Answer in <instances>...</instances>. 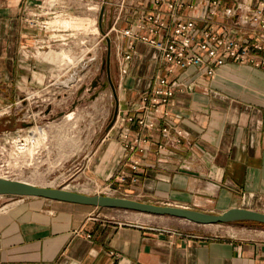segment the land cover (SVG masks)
<instances>
[{"label":"crops","instance_id":"obj_1","mask_svg":"<svg viewBox=\"0 0 264 264\" xmlns=\"http://www.w3.org/2000/svg\"><path fill=\"white\" fill-rule=\"evenodd\" d=\"M27 1L0 0V107L15 100V86L25 80L35 86L34 73L50 70L48 62L35 61L34 55L23 57L25 50L30 53L50 37L23 21ZM180 1L184 8L170 17L169 10L154 6L153 0H129L130 12L117 28H132L137 15L146 13H160L171 26L196 18L198 35L219 33L235 22L222 15L202 16L207 7L198 5L201 0ZM220 1L222 8H233L257 6L262 0ZM135 10L138 14L131 12ZM113 25L114 112L125 113L158 75L165 74L166 65L158 50L141 42L129 52L130 40ZM253 32L243 34L241 41H258L261 32ZM128 53L132 57L125 61ZM41 58L52 60L49 54ZM95 61L93 57L84 68ZM176 74L183 89L176 92L170 109L174 126L183 133L181 143H175L176 132L166 140L161 123L146 133L145 153L131 152L117 132L115 140L102 141L83 174L101 189L143 202L213 213L230 208L264 212V68L229 62L213 76L199 67L178 69ZM135 160L140 161L137 183L131 170ZM122 176L127 180L121 181ZM0 264H264V237L213 239L170 233L102 219L92 207L29 197L0 204Z\"/></svg>","mask_w":264,"mask_h":264},{"label":"rangeland","instance_id":"obj_2","mask_svg":"<svg viewBox=\"0 0 264 264\" xmlns=\"http://www.w3.org/2000/svg\"><path fill=\"white\" fill-rule=\"evenodd\" d=\"M114 1L105 0L97 13L88 11L87 8L93 5L89 6L84 1L82 8L73 10L67 17L51 18L49 26L55 32L48 34H56L58 39L67 37V45L61 46L57 42L49 50L26 51L30 57L34 55L33 60L48 62L50 70L34 73L35 86L26 80L15 86L12 91L15 100L0 107V178L67 188L91 195L124 197L113 190L97 187L87 178L88 174H83L88 159L102 141L115 140L118 132V128L112 130L115 98L105 84L106 76L102 71L108 54L107 38L110 39L111 54L115 59L117 35H110L109 29L114 22ZM80 53L81 56L88 53L85 58L88 61L96 58L93 67L71 69L69 66L64 69L62 64L69 61L75 65L73 57ZM43 54H49L52 60L41 58ZM33 71L38 69H31ZM123 94V91H118L119 97ZM35 134L36 140H40L33 144L34 147L30 142L29 149L33 150L15 155L17 142L22 138L28 140ZM22 198H2L0 204ZM93 209L102 219L159 228L176 234H201L213 239L236 237L262 240L264 237V227L249 223L200 226L143 213Z\"/></svg>","mask_w":264,"mask_h":264},{"label":"built area","instance_id":"obj_3","mask_svg":"<svg viewBox=\"0 0 264 264\" xmlns=\"http://www.w3.org/2000/svg\"><path fill=\"white\" fill-rule=\"evenodd\" d=\"M93 7L88 11L97 13L105 0H28L23 13V21L36 31L48 34L55 32L50 29L49 20L65 16L73 10L82 8V2ZM156 7L164 6L169 10L170 17H176V13L184 8L180 0H153ZM207 7V13L211 17L224 16L229 20H235L233 25L225 26L223 31L215 33L211 30L202 31L198 35L196 29V18L184 19L170 25L160 13L140 14L133 20L132 28L118 29V23L127 18L131 9L128 0H116L112 3L114 7L113 29L123 37L130 40L128 51L135 49V44L141 42L161 54V61L166 65L165 74L158 75L152 87L139 95L125 113H118L112 124V130L118 128L124 148L128 151H139L145 153L149 137L147 132H152L162 123L161 132L166 140L170 139L173 132H176V144L181 143L182 131L177 129L172 122L171 104L178 90L183 89L178 69L187 70L191 67H199L205 70L206 75L213 76L217 68L231 62L240 65H251L256 68H264V0L257 6L250 4H239L236 7L222 8L220 0H203L198 2ZM194 8V5L191 6ZM138 14L137 10L131 11ZM97 22H95L96 24ZM260 31L259 40L253 44L244 43L240 37L254 34L253 31ZM63 31V30H59ZM65 38H57L53 35L44 37L36 45L35 49L48 50L59 42L66 46ZM26 51L23 57H27ZM77 54L74 58L76 64L69 61L62 64L64 69L69 67L76 69L85 67L89 61L86 56ZM131 53L124 56L125 61L131 59ZM28 58V57H27ZM30 142L25 138L20 139L16 145L15 155L26 153L30 148ZM160 149L164 145L159 146ZM140 161L135 160L131 165L133 172L132 181L137 183L136 172L139 170ZM127 176H122L121 181H126ZM126 197V196H124ZM128 198V197H126Z\"/></svg>","mask_w":264,"mask_h":264},{"label":"water","instance_id":"obj_4","mask_svg":"<svg viewBox=\"0 0 264 264\" xmlns=\"http://www.w3.org/2000/svg\"><path fill=\"white\" fill-rule=\"evenodd\" d=\"M111 57L110 39L107 38ZM0 197L43 198L50 201L77 204L98 209L124 210L157 217L183 220L200 226L256 223L264 226V212L245 208H230L222 213L206 212L187 207L160 205L126 197L87 194L67 188L38 186L26 181L0 178Z\"/></svg>","mask_w":264,"mask_h":264},{"label":"flooded vegetation","instance_id":"obj_5","mask_svg":"<svg viewBox=\"0 0 264 264\" xmlns=\"http://www.w3.org/2000/svg\"><path fill=\"white\" fill-rule=\"evenodd\" d=\"M108 53H109V47H108ZM114 70H115V64L113 62L112 55L109 58L107 54L106 63L102 69L103 73L106 76L105 84L111 89L114 97H117V92H116L117 89H116L114 78H113ZM93 88H95V85L93 86ZM116 116H117V113L114 114V118H116Z\"/></svg>","mask_w":264,"mask_h":264},{"label":"bare ground","instance_id":"obj_6","mask_svg":"<svg viewBox=\"0 0 264 264\" xmlns=\"http://www.w3.org/2000/svg\"><path fill=\"white\" fill-rule=\"evenodd\" d=\"M46 56H47V55H46ZM55 56H56V55H55ZM70 58H71V57H70ZM35 136H36V134H35L32 138H29V139H28V141L31 142L32 145H33L34 143H37L36 141L39 142V140H40V139H39V140H36L37 137H35ZM40 138H41V137H40ZM35 145H36V144H35ZM32 147H34V145H33ZM30 149H31V148H30ZM30 149L28 150V152L33 150V148H32V150H30ZM29 153H30V152H29Z\"/></svg>","mask_w":264,"mask_h":264},{"label":"trees","instance_id":"obj_7","mask_svg":"<svg viewBox=\"0 0 264 264\" xmlns=\"http://www.w3.org/2000/svg\"><path fill=\"white\" fill-rule=\"evenodd\" d=\"M249 224H253V225H259V226H262V227H264L263 225L256 224V223H249Z\"/></svg>","mask_w":264,"mask_h":264}]
</instances>
